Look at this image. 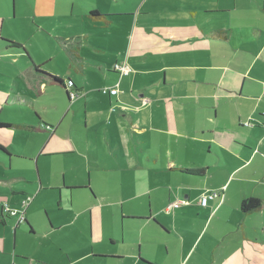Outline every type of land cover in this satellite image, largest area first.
<instances>
[{"label": "crops", "instance_id": "0c3cea01", "mask_svg": "<svg viewBox=\"0 0 264 264\" xmlns=\"http://www.w3.org/2000/svg\"><path fill=\"white\" fill-rule=\"evenodd\" d=\"M178 1L195 18L198 16L197 26L189 19L183 33L176 34L174 29L170 34L164 31L158 35L144 31L149 26L145 18L150 13L141 10L148 0L142 2L137 13L100 14L95 4L85 3L96 24L134 25L131 32H123L124 44L116 49L113 70L107 71L112 80L100 86L117 88L118 93H107L108 107L99 101L92 104V124L103 129V136L90 132L86 99L91 93L98 97L101 92L99 86L96 92L87 89L89 79L97 73L83 65L78 66L83 77L79 85L68 77L75 84L70 90L77 92L78 97H68L67 87L68 93L65 89L62 95L65 110L55 117L48 114L55 123L53 130L45 127L43 118H38L37 124L0 126V165L8 171L34 160L14 156L18 149L13 145L12 130L48 132L52 138L68 120L70 105L84 100L86 129L74 131L80 121L76 111L74 120L68 122L73 131L74 153L80 148L88 151L90 173V182L83 187H68L64 175L56 187L45 184L39 159L51 160L64 153H40L32 175L15 178L6 173L7 178L0 181V264H32L29 253L24 254L29 258L21 263L16 261L19 258L14 255V245L18 237L26 240L36 235V221L32 220L35 214L28 212L38 196L48 190H57L58 194L52 204L42 203L48 207L62 210L64 197L69 206L74 205L73 190L86 192L91 203L85 209L89 211L91 253L88 250L73 259L69 250L74 248H67L66 264H264V0H197V4H192V0ZM93 11L102 17H95ZM110 30L120 32L113 26ZM57 40L65 46L75 44L66 48L72 66L82 61L88 65L94 62L82 57L83 44L100 48L89 33H77L72 38L58 36ZM2 41L23 48L31 62L24 46ZM235 52L249 62H234ZM176 53L187 55L176 57ZM222 55H227L228 63L221 60ZM117 64L128 66V74L120 75ZM32 65L35 73L48 77L45 82L62 87L67 84L62 76L47 75L37 69L40 66ZM253 69L259 70L251 74ZM54 88L53 93L61 95L62 89ZM29 102L43 108L56 107ZM80 137L85 138V143ZM93 169L103 181L100 189L105 202L98 203V194L91 184ZM194 169L203 172L188 171ZM215 192L217 196L202 206L201 197ZM27 198L30 201L24 209L25 219L18 223L19 214L7 213L5 204L23 212ZM247 198L261 200V208L242 212V201ZM177 200H187L189 204L166 212L165 208ZM96 206L110 209L106 232L95 237L92 212ZM114 206H118V214ZM45 223L48 233L44 234H50L67 222L56 224L46 212ZM97 229H102V219L98 220ZM101 238L122 248L107 249L105 243L96 248L94 241ZM26 246L21 240V249Z\"/></svg>", "mask_w": 264, "mask_h": 264}, {"label": "rangeland", "instance_id": "374dc122", "mask_svg": "<svg viewBox=\"0 0 264 264\" xmlns=\"http://www.w3.org/2000/svg\"><path fill=\"white\" fill-rule=\"evenodd\" d=\"M144 0H0V123L2 124H17L28 123L37 124L38 118H43L47 125L45 127L53 130L55 123H52L48 118V114L59 116L60 111L65 110V104L62 98L63 92L67 91L66 87L55 86L62 89L61 95L53 93L56 90L53 84L45 82L46 75L35 73L33 64L38 65L37 69L47 75H57L65 78L68 89L73 86L70 82L73 80L79 85L83 79L80 71V65L85 66L93 73L90 85L87 89L93 92L102 86V82L108 83L112 77L107 72L113 70L112 66L117 58L116 49L124 44V33L131 32V26L111 25L120 30L119 33L110 30L109 26H103L91 21L89 10L85 6L86 2L96 5L100 14L106 13H137L138 7L142 5ZM214 2L215 0H208ZM192 4H197V0H192ZM195 6V5H194ZM142 12L150 13L148 18H145L146 30L154 35L161 34L174 30L176 34L183 33L186 29V24L197 26L198 16L195 18L188 8L180 5L178 0H148L142 5ZM215 20V19H213ZM141 28L139 25L137 31ZM149 29V30H148ZM79 33H89V38L100 46L83 44L80 50L82 57L92 58L94 62L88 65L87 61L77 62L74 66L71 65V59L67 54V49H71L75 44L61 45L57 38L58 36L72 38ZM102 34V35H99ZM164 39V37H161ZM2 39L24 46L31 57V62L21 47H11ZM73 43V42H72ZM187 55V53H176L177 56ZM234 62H249V59L244 55L234 53ZM221 60L225 63L229 62L227 55H222ZM211 60H208L210 62ZM96 62V63H95ZM177 62V61H176ZM87 64V65H86ZM246 66V65H245ZM248 66V65H247ZM246 66V67H247ZM102 68V69H101ZM133 70V69H132ZM259 69H253L251 74H255ZM120 75H126L128 72L117 70ZM54 74V75H53ZM99 74V75H98ZM192 74V71H191ZM71 76L73 80H68ZM177 76V75H175ZM48 78V77H47ZM41 81L43 84H41ZM89 82V81H88ZM101 84V85H100ZM93 85V87H91ZM99 86V87H97ZM97 87V89H96ZM41 91H40V89ZM102 88V89H101ZM101 92L97 97L95 93H91L86 99L88 122L90 123V132L96 136L98 132L104 135L103 129L97 124L93 125V108L92 104L99 101L107 107V93L103 87L99 88ZM105 93V94H104ZM112 95V94H111ZM38 104H56V107L34 106L29 101ZM70 114L68 120H74L73 111H76V117L79 125L75 127V132L85 130V104L84 100L77 103L73 102L70 105ZM39 114V115H37ZM96 114V112H95ZM40 116V117H39ZM64 121L63 126L59 128V133L52 138L48 132L33 133L26 129H15L13 137V145L18 149V153L25 158L34 159L32 163L26 162L15 165L11 170L4 169L0 165V181H4L7 175L19 177L23 174L34 172L35 159L44 154H61L51 160L44 161L39 159L41 177L45 184H50L54 187L60 184L63 175L68 187L85 186L89 184L90 173L87 170L88 151L85 148H80L78 153L72 142V130L70 122ZM79 140L85 143V138L80 137ZM45 148V149H44ZM43 149L45 150L43 152ZM96 151L98 148L95 147ZM13 154V153H12ZM99 154V152H96ZM14 159V158H13ZM105 160V159H104ZM15 164V161H14ZM94 165H92V168ZM91 184L94 186L99 200L98 203L105 202L103 191L100 189L102 180L96 176V171H92ZM17 185L21 182H16ZM65 190L64 192H66ZM57 190H48L42 192L33 204V208L28 212L34 213V223L36 226V235L33 238L18 237L14 245V255L18 263L22 259L29 258L25 253H29L32 258V264H66L68 262L65 250H69L71 257L74 259L88 252L91 253L90 241V226H89V211L85 210L91 205L88 194L82 190H73L72 200L74 205L69 206L66 198H63L62 210L55 206L42 205L43 202L52 204L57 197ZM15 202L16 201L15 199ZM109 207H98L93 209L94 215V236L98 234L103 236L106 232L104 227L107 222ZM114 210L118 214V206H114ZM46 212L56 224L67 222L66 225L57 232L48 233L45 223ZM91 212V211H90ZM102 219V229L98 230V220ZM21 240L26 242V249H21ZM95 247L98 248L102 243L107 246L105 248L120 249L119 244L115 247L110 244L108 238H101L94 241ZM23 243V242H22ZM11 249H13V239L10 241ZM89 248V249H88ZM103 248V249H105ZM138 248V247H137ZM16 249V251H15ZM78 253V255H76ZM1 264H7L3 261ZM9 264H12L9 262ZM24 264V263H21Z\"/></svg>", "mask_w": 264, "mask_h": 264}, {"label": "built area", "instance_id": "2783aa9c", "mask_svg": "<svg viewBox=\"0 0 264 264\" xmlns=\"http://www.w3.org/2000/svg\"><path fill=\"white\" fill-rule=\"evenodd\" d=\"M116 68L117 70H120V71H124V72H128L129 71V68L128 66H126L125 64H117L116 65ZM70 90V89H69ZM105 92H109L110 94H116L118 93V89L117 88H104ZM69 95H70V98L71 99H75L76 97H78V93L77 92H74L72 90H70L69 92ZM214 196H217V193H211V194H208V195H203L201 197V204L202 206H206L207 203H208V200L210 198H213ZM30 201V198H27L23 201V212L22 211H18V210H15V209H12L8 204H5V207H4V210L9 213L10 215H18V223H21L25 217H24V209L27 207L28 203ZM189 204V201L187 200H177V201H174L172 203H170L166 208H165V211L166 212H171L173 211L174 209L180 207L181 205H188Z\"/></svg>", "mask_w": 264, "mask_h": 264}, {"label": "trees", "instance_id": "16d2710c", "mask_svg": "<svg viewBox=\"0 0 264 264\" xmlns=\"http://www.w3.org/2000/svg\"><path fill=\"white\" fill-rule=\"evenodd\" d=\"M93 15L95 17H102L100 16L97 11H93L92 12ZM104 21H107V19H103ZM11 43V42H10ZM12 45H16V46H20L18 44H15V43H11ZM73 86V88L75 87V84L70 82ZM3 125V124H0V126ZM189 172H192V173H200V172H203L202 169H194V170H188ZM262 206V201L259 200V199H256V198H247L245 200L242 201V204H241V208H242V212L244 213H249L255 209H258V208H261Z\"/></svg>", "mask_w": 264, "mask_h": 264}, {"label": "water", "instance_id": "95a60500", "mask_svg": "<svg viewBox=\"0 0 264 264\" xmlns=\"http://www.w3.org/2000/svg\"><path fill=\"white\" fill-rule=\"evenodd\" d=\"M65 87L67 88V85H66V83H65ZM67 93H68V91H67ZM68 97H69V93H68Z\"/></svg>", "mask_w": 264, "mask_h": 264}]
</instances>
